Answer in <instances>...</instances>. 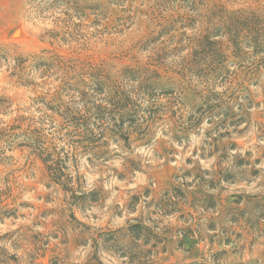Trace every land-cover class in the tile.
Returning <instances> with one entry per match:
<instances>
[{
  "label": "rangeland",
  "instance_id": "1",
  "mask_svg": "<svg viewBox=\"0 0 264 264\" xmlns=\"http://www.w3.org/2000/svg\"><path fill=\"white\" fill-rule=\"evenodd\" d=\"M94 1L0 0V264H264V0ZM42 50L94 89L148 68L167 114L74 156L53 140L76 171L56 183L36 150L56 125L38 123ZM135 219L157 237L123 235Z\"/></svg>",
  "mask_w": 264,
  "mask_h": 264
},
{
  "label": "trees",
  "instance_id": "2",
  "mask_svg": "<svg viewBox=\"0 0 264 264\" xmlns=\"http://www.w3.org/2000/svg\"><path fill=\"white\" fill-rule=\"evenodd\" d=\"M75 2L76 5L80 4L78 8H83L82 3L85 2L89 9L96 10L104 5L103 1L94 0H75ZM36 60L39 68L38 82L35 85L40 89L36 97L39 103L38 123L56 124L52 127L55 131L50 135L40 136L43 141H40L36 150L45 170L58 184H68L73 179L72 172L75 170H64L66 168L64 156L59 151L47 150L48 144L53 140L65 141L68 138L74 145L72 152L74 156L78 148L84 151L93 150L113 136L120 140H128L135 133L139 136L135 138L136 140L146 139L151 132L147 121L162 119L167 114L166 105L160 103L155 89L147 85L148 68L124 66L117 75L104 77V81H100L99 87L94 89L89 84L91 76L89 71L79 67L80 72H77L78 66L75 62L73 64L69 63L70 60H63L52 50H42ZM87 65L89 69L92 68L90 63ZM152 70L156 73L155 68ZM53 75L57 83L50 87L48 79ZM172 84L181 89L179 82ZM172 91H174L173 87L162 92ZM62 97L68 99L66 104L70 106L64 103ZM126 123L133 124L132 131H124ZM123 235L134 241L145 238L143 243H146L150 236L157 237V233L140 219L127 222ZM161 242L160 239H156L152 246L155 247ZM84 264L103 263L96 258Z\"/></svg>",
  "mask_w": 264,
  "mask_h": 264
}]
</instances>
